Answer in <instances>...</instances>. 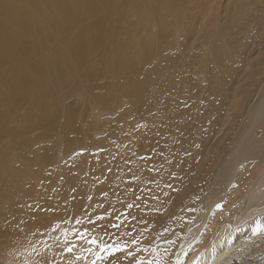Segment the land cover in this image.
<instances>
[{
    "label": "bare ground",
    "instance_id": "1",
    "mask_svg": "<svg viewBox=\"0 0 264 264\" xmlns=\"http://www.w3.org/2000/svg\"><path fill=\"white\" fill-rule=\"evenodd\" d=\"M154 1L155 4L138 0L136 9L138 12L152 9L158 38L147 37L137 53L124 60L121 52L112 53L114 37L106 36L113 33L107 16L111 7H104L108 0H0V138L11 140L9 145L0 147L3 215L0 237H8L10 241L0 248V264H13L14 257L25 260L26 264L136 262L129 255L130 250L123 248L122 236L133 229L130 223L120 221L116 230L110 217L104 219L102 215L108 209L120 208L112 197L119 188L111 186V173L107 172L102 155L97 161L91 156L80 157L75 167L84 168L76 172L66 171L57 164V152L62 146L70 151L80 140L78 134L82 135V131L73 110L66 107L65 100L56 98L65 87L79 85L91 77L92 54L99 53L106 70L117 80H124V87L119 91L127 99L131 112L136 106L146 111L145 97H153L165 85L160 82L156 92L148 88V79L137 83L135 76L153 59H157V68L171 65L168 63L171 53L155 54L152 49L155 41L163 46L161 50L173 48L169 43L173 29L167 24L169 17L165 13L176 19V9L183 0ZM242 1L236 5L219 2L208 11L203 35L212 70L209 65L203 69L198 65L191 70L192 97L201 114H195L192 130L187 129L183 134L180 131L177 135L178 144L171 159L179 188L171 199V206L155 212L142 202L144 214L137 207L130 210L133 222L135 217L141 223L153 221L151 231L140 233L148 238L145 239L148 244L155 241L156 233L171 223L175 214L181 210L185 213L184 222H176L175 230L160 233L158 241L166 244L155 250L153 262L156 264H264V95L249 107V87L253 79L264 74V65L257 68V74L254 64L264 59V51L248 60L245 77L235 85V71L230 65L232 60L242 59L247 52L251 53L250 49L264 43V0L251 4ZM252 25L253 30H248ZM205 55L207 60V51ZM6 64L9 67L5 71L1 67ZM203 72H206V84L198 78ZM231 91L228 108L221 118L222 107ZM22 103L29 105L32 120L26 127L11 128L9 114ZM184 113L181 110L178 115ZM245 115L238 141L229 147L226 157H221L229 146V131ZM200 118L201 130H193ZM35 125L49 128L42 133V138H52V132L57 129L59 132L53 138V146L35 151L29 159L24 150L32 148V144L30 140L21 144L22 134ZM222 125L231 128L217 135ZM17 162L25 163L26 167H16ZM87 163L89 167H85ZM48 164H57L58 176L54 181L55 178L50 179L43 190L46 178L40 169ZM138 170L151 183V174L143 166ZM85 172L89 173L88 177L84 176ZM130 177L132 174L127 176ZM200 182L204 187L199 186ZM133 183H127L128 193ZM164 189H152L154 197L168 194ZM145 199L149 203L154 201V198ZM99 232L109 241L101 237L93 240L92 234L100 236ZM174 237H178L175 245L169 243V238ZM20 240L30 245L23 256L15 247ZM141 250L142 254L147 253L144 247ZM146 259L151 261V256Z\"/></svg>",
    "mask_w": 264,
    "mask_h": 264
},
{
    "label": "rangeland",
    "instance_id": "2",
    "mask_svg": "<svg viewBox=\"0 0 264 264\" xmlns=\"http://www.w3.org/2000/svg\"><path fill=\"white\" fill-rule=\"evenodd\" d=\"M137 1L112 0L111 2L108 0V3L104 4V7H111V11L107 16L113 26V33H107L106 36L114 37L112 40L114 43L111 47L113 49L112 53L121 52L124 60H127L132 54H136L147 37L156 39L159 34L156 26L157 21L152 17V9L145 8L138 12L136 9ZM146 1L155 4L154 0ZM226 1L236 5L239 0H183L176 9V19L170 13H165L169 17L166 22L173 29V34L170 36L169 41L170 46L173 48L161 50L163 46H160L155 41L152 51L155 54L160 53V55L164 52L165 55L171 53L172 58L168 62L171 65L157 68V59H153L144 68H140V71L135 76L137 83L140 79L142 81L148 79V88L156 92L159 91L160 82L165 85L164 90L156 93L153 97H145V105L148 108L146 111H144L145 108L139 109L136 106L134 111L131 112L127 99L119 91L120 88L124 87V80H117L112 72L106 70L105 62L99 53L92 54L94 63L91 77L79 85L65 87L56 98L58 101L61 98L63 101L65 100L66 107L73 110L78 119L79 128L82 131V135L78 134L80 140L73 145L70 151L67 152L62 146V149L57 152V164L66 171L76 172L84 168V166L81 168L75 167V161L80 157L91 156L97 161L99 155H102L104 163L108 166L107 172L111 173V178L109 179L112 181L111 186L119 188L117 195L112 197L116 199L115 203L120 207L114 211L108 209L102 215L104 219H109L110 217L113 222L112 227L116 230L120 227V221H124L126 224L130 223L132 226L133 229L127 230L122 238L123 248H128L130 250L128 252L133 254L130 256L136 260L133 264H156L155 260L153 262L156 256L154 252L160 245L165 246L166 244V241H158L160 233L163 234L167 229L169 231L171 229L175 230L178 225H176V222H181V220L184 222L185 213L181 210L179 214H175L176 216L172 217L173 219H170L171 223L169 222L166 227L163 226V229H159L160 232L156 233L155 241L148 244L145 243V239L147 240L148 238H144L140 233L151 231L153 221L144 220L141 223V220L135 217L133 222L134 216L130 210L132 207H137V211L139 212L140 210L141 214H144L145 210L142 207V202L150 206L155 212L171 206V199L174 198L179 188L175 174L176 167L171 159L178 144L177 135L180 131L183 134L187 129L192 130L195 114H201L195 107V98L192 97L191 80L194 79L192 78L194 75H191V70L198 65H200L199 69L207 68L209 65L212 70V65L208 62L209 53L206 37L203 35L204 24L210 8L214 4L218 5L219 2ZM254 1L257 0H245L246 3L250 4ZM254 25L250 26L248 30H253ZM75 32L76 30L73 31V36L76 35ZM206 51L208 54L207 60ZM250 51L251 53L247 52L242 59L240 57L235 62L232 60L230 64L232 70L235 71L234 85L245 77L248 69V60L251 57L253 59L257 58L261 51H264V43L253 47V50L250 49ZM130 52L132 53L129 54ZM202 62L207 63L205 65L200 64ZM262 65H264V59H260L258 64H254L256 72L258 71L257 68ZM8 67L9 65L6 64L1 68L6 71ZM213 70L215 71L216 69L213 68ZM195 77H197V74ZM198 78H200V82L206 84V72L199 73ZM231 93L232 91L222 107L221 118L225 116L224 113L228 108ZM263 95L264 74L253 79V83L249 87V107L256 105ZM202 101L203 96L200 97V102ZM179 105H181V108ZM181 110H184L185 113L178 115ZM178 117L182 121L183 129L179 127ZM239 118L241 119L237 121L231 131H229L230 126L224 125L217 130V135L221 130L229 131V146L221 157H226L229 147L238 141L242 133L241 121L246 118V115L244 118ZM31 120L29 105L22 103L16 106L9 114L8 126L11 128L17 126L26 127ZM201 124L202 118L198 120V125L193 130H201ZM28 129L22 134L21 144H25V140H30L32 148L24 150L25 155L29 159L33 158L35 151H41L43 148L53 146L55 143L53 138H57V133L59 132V129H57L52 132V138H42V133L47 132L48 127L35 125L28 127ZM262 134L261 132L259 136ZM74 137V135H70L71 139H74ZM10 143L11 140L9 138H0V147ZM57 164H48L40 169V173L46 178L43 190L48 187L50 179L55 178L53 181L56 180L58 176ZM15 165L21 169L26 167V164L22 162H17ZM89 166L90 164L87 163L85 167ZM140 166H143V169L151 174V183L147 182V179L150 178L139 175L138 169ZM131 174L133 177L127 178ZM84 176L88 177L89 173L85 172ZM104 179L105 176L101 179L102 184ZM31 180L35 181V178H31ZM130 182L134 183L130 185V193H128L127 183ZM203 185L204 183H199L201 188L204 187ZM159 187H164L168 194L154 197L155 191L152 189L156 190ZM146 197L154 198V201L149 203V201H146ZM48 198H52V193H48ZM118 215L120 216L119 219H117ZM2 218L1 210L0 220ZM129 218L131 221H129ZM11 221L16 225L13 220ZM144 223H148L147 226L143 227ZM62 225L63 223L60 222L59 226ZM168 226L169 228H167ZM125 235L129 236V238H125ZM98 237H101L104 241H109L103 233H100V236L92 234L93 240ZM175 240L177 241L178 237L169 238V243H174L173 245H175ZM9 242L8 237H0V248ZM142 247L145 248L146 254L145 251L142 254ZM148 255L151 256V261L149 262L146 259Z\"/></svg>",
    "mask_w": 264,
    "mask_h": 264
},
{
    "label": "clouds",
    "instance_id": "3",
    "mask_svg": "<svg viewBox=\"0 0 264 264\" xmlns=\"http://www.w3.org/2000/svg\"><path fill=\"white\" fill-rule=\"evenodd\" d=\"M15 247L19 251V254L23 256L25 252L30 248V245L25 240L17 241ZM13 264H26L25 260L19 259L17 260L15 257L13 258Z\"/></svg>",
    "mask_w": 264,
    "mask_h": 264
},
{
    "label": "snow or ice",
    "instance_id": "4",
    "mask_svg": "<svg viewBox=\"0 0 264 264\" xmlns=\"http://www.w3.org/2000/svg\"><path fill=\"white\" fill-rule=\"evenodd\" d=\"M129 207H131L130 205H129ZM95 242V241H94ZM69 251H71V249H69ZM129 255H133L132 253H129Z\"/></svg>",
    "mask_w": 264,
    "mask_h": 264
}]
</instances>
